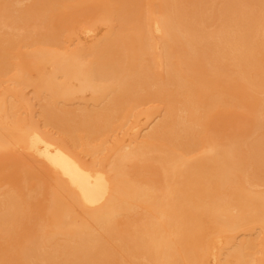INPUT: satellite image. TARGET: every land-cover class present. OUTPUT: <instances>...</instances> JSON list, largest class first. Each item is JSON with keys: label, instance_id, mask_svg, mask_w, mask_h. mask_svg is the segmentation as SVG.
Here are the masks:
<instances>
[{"label": "bare ground", "instance_id": "bare-ground-1", "mask_svg": "<svg viewBox=\"0 0 264 264\" xmlns=\"http://www.w3.org/2000/svg\"><path fill=\"white\" fill-rule=\"evenodd\" d=\"M23 1L0 0V150H25L53 183L26 169L21 185L16 163L0 169L10 179L0 264H264V0ZM84 7L107 31L94 40L91 19L82 31L93 42L66 47L53 26ZM30 85L59 136L33 116ZM152 100L164 114L142 135L138 108ZM234 105L253 117L251 129L241 124L251 132L197 148L199 128ZM129 117L139 135L101 156ZM44 192L47 222L32 221L17 246Z\"/></svg>", "mask_w": 264, "mask_h": 264}, {"label": "rangeland", "instance_id": "rangeland-1", "mask_svg": "<svg viewBox=\"0 0 264 264\" xmlns=\"http://www.w3.org/2000/svg\"><path fill=\"white\" fill-rule=\"evenodd\" d=\"M30 2H32V0H24L23 3L25 4H29ZM216 2H218L216 0ZM220 3V2H219ZM218 3V4H219ZM72 8L71 10H69V12H67V14H64V19L62 21V23H56L54 24L53 28L58 29L60 28V30H64V34L61 36V39L63 41L64 46L66 47H74L76 44H89L90 42H93L92 38L94 36V40L95 38L99 35H103L106 31H107V24H105L104 22H99L96 19L97 18H93L91 16H88V7H84V8ZM59 17V16H58ZM60 18V17H59ZM31 24L29 23V25L33 26L34 24H39L37 17L36 16H32L31 18L29 17ZM96 22V24L94 23V28L96 29V34L93 33L92 34H87L85 32L82 31V26L85 22L91 20ZM19 20V19H18ZM17 20V21H18ZM37 20V21H36ZM11 21V20H10ZM29 21V20H28ZM16 23L15 21H11ZM22 24L21 20H19V22L16 23V25ZM91 23V21H90ZM17 25V26H18ZM93 25V24H92ZM20 26V25H19ZM18 26V27H19ZM64 26V28H63ZM73 28L74 31L72 32L71 35L67 34L66 32V28ZM30 34L29 36L31 37L33 33V31L28 30ZM27 31V32H28ZM45 31V30H43ZM89 35V36H88ZM27 35V37H29ZM25 45V44H24ZM27 50H28V46L25 45L23 46L22 44L18 46V48L16 49V54L17 52L21 53L20 55H18V57H15L16 59L18 58V60L20 61H27L29 60V57L27 56ZM15 59V60H16ZM17 61V60H16ZM30 75L35 76L36 75V71L34 69H30ZM2 85H14L12 84L11 81L8 82H4ZM3 91V86L0 87V95ZM262 92L259 93L260 97H263V95L261 94ZM25 94L29 97L27 98H32V103H33V116L41 123H43V127L45 129H48L51 133L59 136L58 134H60L57 129L52 128V126L48 125L46 126L44 124V122H42V116H40V106L38 105L39 103H37V99L35 98L34 95V86L30 85L27 86V88H25ZM80 100L77 99L75 100V103H72L74 105H71V107H77V102H79ZM239 107L237 106H230L228 107L225 111L221 112L216 118L215 120L217 121V125L216 127L213 125H208L205 127H201L199 129H201V136L198 137V143L196 144L197 148H201V146L203 145V141L205 138H207V136H211L214 137L217 141L220 142H224V141H230V139L233 138H243L247 135L248 131L251 132V128L250 127V123L253 119V117H250V114H248L247 112H244V110H242V108L238 109ZM142 110L141 115H139L140 117H138L140 122V127L143 128L145 126V129H140L138 132L139 134H146L150 128L151 125L154 126L159 120H161L162 115L164 114V104L161 101H147L144 104L140 105L138 110ZM148 110H150L148 112ZM141 112V111H140ZM149 113H151V115H149ZM237 113V115H236ZM240 113V114H239ZM243 115L240 117V115ZM247 114V116H246ZM25 116L29 115V112L25 111L24 113ZM249 115V116H248ZM237 116V117H236ZM239 116V119H238ZM132 117V116H131ZM129 117V119L131 118ZM149 118V119H148ZM128 119V124L124 129H120L118 128L115 132H113V134L107 135L106 139H107V143H106V150L103 151V153H101V156H107V154L109 155L111 153V148L115 143L116 139L121 138L125 143H129V141L132 140V136H135L136 133L138 134V132H136L134 129H132L133 125H134V121L135 118H131L130 120ZM137 121V120H136ZM151 122L150 124H148L149 122ZM243 121V122H242ZM247 122L244 124V122ZM143 123H145L143 125ZM243 123V125L247 126L248 128H250L249 130H247V127H242L243 125H241ZM143 125V127H142ZM148 125V127H146ZM252 126V125H251ZM197 128V127H196ZM148 129V130H147ZM147 130V131H145ZM136 132V133H135ZM135 134V135H134ZM138 134V135H139ZM131 139V140H130ZM78 152L81 154V156L86 160V161H91L93 156L86 153L84 149L82 148H78L77 149ZM108 159V158H107ZM38 161L36 158H34L33 156H31L28 152H26L25 150L19 149L18 147L14 148L13 150L7 151V150H0V169L6 165L9 164H13L16 163L17 166L15 168V175L18 176L20 178V184L23 185L24 184V180L22 178L24 170L26 169H30L33 172H35L37 175H40V177L43 178L44 182H46V185L50 186V184L53 183V176L51 177V175L53 174L48 168H46L45 166H42L43 164L40 165V163L36 162ZM1 172V171H0ZM2 172L0 173V191L3 190V188L5 189L6 187H9L10 185V179L9 178H4V175L2 176ZM9 179V180H8ZM37 181L35 180H31L30 183L28 184L30 187H32V185H34V183H36ZM263 181H261L262 183ZM27 185V186H28ZM264 185V183H263ZM262 185V186H263ZM27 188V187H26ZM26 190V189H25ZM24 190V191H25ZM31 190H29L27 188V191H25V193L30 192ZM31 191V193L29 194H34V192ZM49 203V195L47 192H44V194L39 195L38 199L36 200V202H30L31 208L29 215L23 220L24 224H22L20 226V239L19 241L16 243L17 246H19L20 242L25 241V239L28 237L29 232L31 231V227H32V221L34 222H41L42 224H46V211L47 208H44L45 206H47ZM45 205V206H44ZM77 216L79 218H81V216L83 215V211L79 208H77L76 210ZM128 224H126L125 226L121 225V228H125ZM131 225V226H130ZM129 227H132V224L130 223ZM247 234V233H246ZM245 234V236H246ZM244 236V233H243ZM254 236V237H253ZM61 239V236H59ZM256 235L251 236V238H255ZM2 241V240H1ZM119 254V253H118ZM121 255H118V258ZM117 257V255H116ZM212 263L210 264H214L213 261H211ZM6 264V263H4Z\"/></svg>", "mask_w": 264, "mask_h": 264}]
</instances>
